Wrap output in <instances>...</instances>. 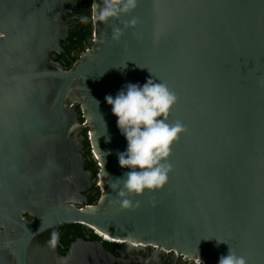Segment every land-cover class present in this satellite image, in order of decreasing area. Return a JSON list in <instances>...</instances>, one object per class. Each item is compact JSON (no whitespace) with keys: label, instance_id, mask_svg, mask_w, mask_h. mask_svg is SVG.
<instances>
[{"label":"water","instance_id":"95a60500","mask_svg":"<svg viewBox=\"0 0 264 264\" xmlns=\"http://www.w3.org/2000/svg\"><path fill=\"white\" fill-rule=\"evenodd\" d=\"M77 3L0 0V264H163L101 242L59 255L47 241L68 224L201 264L229 247L264 264V0H138L110 21L118 41L95 23L91 47L64 69L53 55ZM149 78L175 92L168 122L187 130L166 184L122 209L109 184L129 171L118 162L127 141L105 97ZM86 139L97 174L85 169Z\"/></svg>","mask_w":264,"mask_h":264},{"label":"clouds","instance_id":"9594fccd","mask_svg":"<svg viewBox=\"0 0 264 264\" xmlns=\"http://www.w3.org/2000/svg\"><path fill=\"white\" fill-rule=\"evenodd\" d=\"M137 3L138 0H98L91 20L112 27L111 20L131 12ZM78 19L80 23L89 21L87 16ZM121 34L119 27H112L113 40L118 41ZM105 100L111 106L112 114L117 118V127L127 141L126 150L118 153L119 165L129 169L109 186L116 190L117 198L113 202L122 209H128L133 206L129 197L142 195L145 190L160 189L166 184L172 170L168 162L172 145L187 129L178 120L168 122L177 95L158 78H149L143 85L127 83L115 97L107 95ZM58 241L59 233L52 232L47 244L54 249ZM218 264H247V260L229 247L228 254L221 255Z\"/></svg>","mask_w":264,"mask_h":264},{"label":"flooded vegetation","instance_id":"af4514ba","mask_svg":"<svg viewBox=\"0 0 264 264\" xmlns=\"http://www.w3.org/2000/svg\"><path fill=\"white\" fill-rule=\"evenodd\" d=\"M93 6L94 0H78L76 7L64 16V19L68 21L69 35L61 44L64 52L53 55V59L60 62L64 69H70L82 54L91 47L95 32V23L91 20L94 11ZM81 16L89 17L88 23H80L78 17ZM74 59L76 61L70 66V61ZM84 163L86 170L97 174L98 164L88 139L84 141ZM100 197V188L94 185L87 194L88 204H94ZM58 233L59 243L57 245V251L62 256H66L71 247L77 242L84 241L88 244L101 242L108 251L112 252L118 258L156 257L163 264H197L193 259L186 260L183 255H179L173 250H166L151 244L146 245L132 241L111 240L97 233L95 230L80 224L64 225L59 228Z\"/></svg>","mask_w":264,"mask_h":264},{"label":"built area","instance_id":"2783aa9c","mask_svg":"<svg viewBox=\"0 0 264 264\" xmlns=\"http://www.w3.org/2000/svg\"><path fill=\"white\" fill-rule=\"evenodd\" d=\"M96 161H97V159H96ZM97 164H98V169H99V162L97 161ZM184 257V256H183ZM185 258V257H184ZM186 259V258H185ZM186 260H189V259H186ZM197 264H201L199 261H197V260H194Z\"/></svg>","mask_w":264,"mask_h":264},{"label":"trees","instance_id":"16d2710c","mask_svg":"<svg viewBox=\"0 0 264 264\" xmlns=\"http://www.w3.org/2000/svg\"><path fill=\"white\" fill-rule=\"evenodd\" d=\"M76 61V59H74L73 61H70V66L73 64V62ZM72 225V224H71Z\"/></svg>","mask_w":264,"mask_h":264},{"label":"bare ground","instance_id":"6f19581e","mask_svg":"<svg viewBox=\"0 0 264 264\" xmlns=\"http://www.w3.org/2000/svg\"><path fill=\"white\" fill-rule=\"evenodd\" d=\"M106 238L110 239L109 237L105 236ZM112 240V239H111Z\"/></svg>","mask_w":264,"mask_h":264}]
</instances>
